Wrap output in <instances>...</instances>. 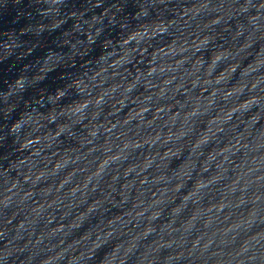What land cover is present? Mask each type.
Returning <instances> with one entry per match:
<instances>
[{
  "label": "water",
  "instance_id": "water-1",
  "mask_svg": "<svg viewBox=\"0 0 264 264\" xmlns=\"http://www.w3.org/2000/svg\"><path fill=\"white\" fill-rule=\"evenodd\" d=\"M0 264H264V0H0Z\"/></svg>",
  "mask_w": 264,
  "mask_h": 264
}]
</instances>
